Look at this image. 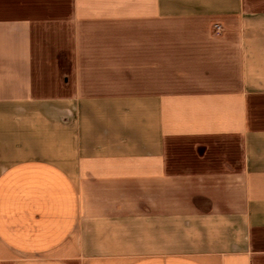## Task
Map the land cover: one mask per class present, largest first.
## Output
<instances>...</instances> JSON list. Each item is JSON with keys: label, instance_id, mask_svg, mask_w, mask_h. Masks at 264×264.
<instances>
[{"label": "crops", "instance_id": "1", "mask_svg": "<svg viewBox=\"0 0 264 264\" xmlns=\"http://www.w3.org/2000/svg\"><path fill=\"white\" fill-rule=\"evenodd\" d=\"M0 264H264V0H0Z\"/></svg>", "mask_w": 264, "mask_h": 264}, {"label": "built area", "instance_id": "2", "mask_svg": "<svg viewBox=\"0 0 264 264\" xmlns=\"http://www.w3.org/2000/svg\"><path fill=\"white\" fill-rule=\"evenodd\" d=\"M217 28V30H220V27H216Z\"/></svg>", "mask_w": 264, "mask_h": 264}]
</instances>
